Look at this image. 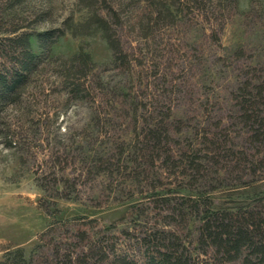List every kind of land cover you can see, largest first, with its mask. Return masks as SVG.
<instances>
[{"label":"rangeland","instance_id":"374dc122","mask_svg":"<svg viewBox=\"0 0 264 264\" xmlns=\"http://www.w3.org/2000/svg\"><path fill=\"white\" fill-rule=\"evenodd\" d=\"M145 2L0 0L2 37L15 25L66 29L25 100L0 113V262L55 246L143 261V238L159 230L213 260L188 198L223 208L264 193L262 129L246 110L254 100L264 117V0L177 2L175 16L155 9L150 30ZM91 10L118 29L131 68L102 31L75 27ZM81 50L93 63L76 97L65 68Z\"/></svg>","mask_w":264,"mask_h":264},{"label":"trees","instance_id":"16d2710c","mask_svg":"<svg viewBox=\"0 0 264 264\" xmlns=\"http://www.w3.org/2000/svg\"><path fill=\"white\" fill-rule=\"evenodd\" d=\"M12 1L20 3L22 0ZM85 1L91 7L98 0ZM143 1L148 2L146 5L150 7L147 13L148 24H146L150 30L155 24L150 25L151 22L160 19V13L155 9L164 8L169 15L175 16L177 2L190 5L199 4L203 0H166L165 2L162 0L161 3L156 0ZM108 9L110 11L106 13L117 14V9L111 6ZM66 23V28H71L74 25L72 23H75L74 18H69ZM80 25L85 27L84 29L95 26L96 31H102L113 49L114 61L131 68L132 59L129 51L125 49L119 31L111 24L108 15L91 10L84 21L75 23V27ZM10 31L11 36L0 35V55L6 59V61L0 60V113L8 105L18 106L25 100V94L35 84L52 43L63 35L66 29L60 27L38 31L15 25ZM33 37L38 39L41 52L34 51ZM68 61L71 64L65 68V77L68 79L72 94L80 97L87 88L85 77L91 70L92 57L88 52L81 50ZM258 97L264 98L262 90ZM247 103L246 110L251 113L247 114V117L248 119L254 117L259 126L257 131L262 129L258 134L259 138L264 140V117L260 115L254 100L249 99ZM259 162L263 164L264 158L259 159ZM198 202L190 197L188 207L192 213L203 212L198 227V243L205 246L204 253L208 254L206 246L208 249L213 248V260L194 256L190 247L181 241L176 230L169 232L159 230L158 235L149 234L143 238L145 240L143 243L147 246L146 259L143 261L121 254L111 257L102 248L98 251L90 247L87 252L82 250V254L76 255L70 249L63 251L61 247L55 246L52 254L45 251L40 256H36L34 251L27 255L22 248L9 250L5 255L6 261L0 264H264V193L257 195L245 205L235 207L213 208L212 200L209 198L203 204ZM95 257H100L99 262L90 261Z\"/></svg>","mask_w":264,"mask_h":264}]
</instances>
